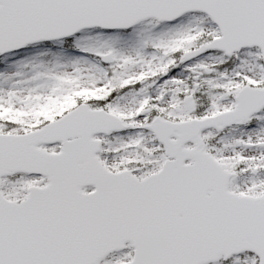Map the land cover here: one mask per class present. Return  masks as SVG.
<instances>
[{"label": "snow or ice", "instance_id": "6c2138e0", "mask_svg": "<svg viewBox=\"0 0 264 264\" xmlns=\"http://www.w3.org/2000/svg\"><path fill=\"white\" fill-rule=\"evenodd\" d=\"M0 264H264V0H0Z\"/></svg>", "mask_w": 264, "mask_h": 264}]
</instances>
